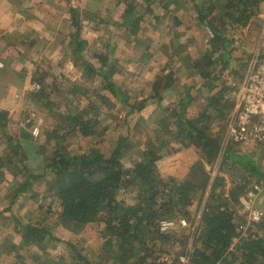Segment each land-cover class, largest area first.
I'll use <instances>...</instances> for the list:
<instances>
[{
  "label": "rangeland",
  "instance_id": "obj_1",
  "mask_svg": "<svg viewBox=\"0 0 264 264\" xmlns=\"http://www.w3.org/2000/svg\"><path fill=\"white\" fill-rule=\"evenodd\" d=\"M215 1L217 0H185L184 4H191L192 7L194 4L196 15L197 5ZM127 5L123 0H111L110 13L102 11L101 18L98 19L102 32L108 30V23L114 21V17L123 22L117 21L121 22L118 25L120 33L117 31V34H121V31L125 33L127 24L130 23V26L132 24V29L136 33L134 39L128 41L121 36L122 46L119 49L123 50L117 55L115 50L111 52L114 43L108 36L104 35L98 42L85 40L88 30H84L82 22H88L90 17L87 11H80L77 15L81 25L78 40L88 44L80 56L75 52L77 40L74 39L78 28L72 24L70 41L61 43L56 51L58 55L42 58L38 64L33 63L36 70L31 84L25 83L27 77H22L19 82V96L16 97V101L20 105L18 104L13 118L8 117L5 127H0V264H78L69 245L76 247L80 253L97 264H110L103 258L102 225L93 223L80 229H73L61 221L60 201L53 187L55 175L46 169V165L48 154L57 145L66 146V150L73 155L83 154L93 147L100 148L103 152H111L117 147L121 137L129 139L122 158L126 168H132L137 162L142 161L144 152L156 150L160 153L159 144L162 142L169 141L171 149L175 150L170 154L162 150L166 156L157 164L161 176L165 179H192L198 186L194 204L189 208L190 217L179 216L175 218L176 220L186 219L189 225L194 227L196 219L206 208L209 199L223 195L234 209L239 234L246 239L264 235V219L258 224L251 223L244 209L247 194L254 191L257 208L264 210L263 154L255 151L241 154L253 159L261 171L258 175L249 174L237 163L226 160L225 152L232 150L230 145L223 147L226 124L233 106L231 95L226 93L223 100V105L231 103L226 121L219 120L218 124L211 125L213 134L220 133L221 128L223 133L221 149L214 161L209 162L197 146H185L183 144L185 137L181 136L179 120L172 119L174 108L189 118L194 116L197 118L206 110L208 98L218 93L220 86L228 83L230 79H240L246 74L253 52L264 42L262 39L264 0L247 27L241 28L232 23L222 25L225 42L214 43L213 38L209 37L208 27L199 23L200 27L196 30H199L200 35L196 39L184 36L175 42L165 43L169 47L164 51L162 58L155 56L154 51L158 46L156 42L149 40L151 37L148 36V40L144 38L145 29L143 31L137 19L144 16L142 14L145 13L144 6L142 4L140 5L142 7L138 6L136 14L129 16V22L125 23ZM220 12L222 13L221 9ZM127 32L133 34L129 30ZM180 51L183 56L180 55ZM226 51L230 52L229 55L232 53L231 63L226 68H221L220 60L213 67V72L218 73L222 80L220 78L217 81L216 92L209 93L203 89L204 78L196 69L193 71L192 65L196 61L205 62L203 59L208 53L213 54L216 59H221ZM97 54H107V66L113 72V79L120 82L126 88L125 92L133 97L130 104L112 102V105L116 106L114 108L106 105L101 97L108 93L99 91L100 82L97 78L85 74L83 61L93 63L96 68L101 67L95 57ZM153 67L157 68L155 76L150 74L153 69L149 68ZM171 74L174 84L162 90L163 103H149L145 110L131 114L130 105L137 107L146 99L157 77L163 79L164 84L167 78H171ZM153 77L154 79L148 82ZM44 89L46 93L41 95ZM86 108L89 111L94 108L91 115L98 118L100 125L97 134L84 138L79 133H68L70 124L65 122V117L68 114L78 115ZM0 113L6 112L0 110ZM217 117L219 116L214 118ZM39 119L43 120L41 135L35 138L33 130L37 127ZM55 129H58L59 140L49 137ZM19 131L26 135L24 145L31 154L25 152L20 145L19 137L16 135ZM97 143L102 144L99 146ZM14 150L18 157L15 156ZM136 194L133 188L122 189L118 198L126 205H134ZM33 225L48 228L58 241L47 238L42 245L30 243L25 239L23 231L25 227ZM175 231L171 238L168 237L171 240L162 245L164 254L160 261L167 264H184L181 257L188 251L191 252L199 231L192 232L179 226ZM233 248L230 251L234 252L236 257L231 259L229 264H239L242 254L235 246ZM185 264H191V257ZM254 264H264V258H258Z\"/></svg>",
  "mask_w": 264,
  "mask_h": 264
},
{
  "label": "trees",
  "instance_id": "obj_2",
  "mask_svg": "<svg viewBox=\"0 0 264 264\" xmlns=\"http://www.w3.org/2000/svg\"><path fill=\"white\" fill-rule=\"evenodd\" d=\"M123 2L128 4L126 17L124 16L127 23L128 17L136 14L138 5L135 0H123ZM261 3L262 0H217L209 4L197 5V13L199 21L213 32L214 43L225 42L222 25L232 23L241 28L247 27L254 19ZM220 9L222 13H219ZM71 12L72 24L78 28L74 37L75 41L77 40L75 52L80 56L83 48L88 44L79 41L81 25L77 20L78 13L74 9ZM132 28V24L130 26L128 23L126 30L136 34ZM229 53L226 51L221 59H216L213 54L208 53L203 59L205 62L194 61L193 71L195 72L196 69L202 75L205 82L203 89L209 93H215L217 81L220 78L222 80L218 73L213 72V67L221 60V68H226L232 59V53L230 55ZM95 57L101 67L96 68L93 63L87 61H83L82 67L87 76L99 80V91L108 93L101 97L106 105L114 108L116 106H113L112 102L130 104L133 97L125 92L126 88L120 82L113 79V72L107 66V54H97ZM172 76L171 74V78H167L164 84L163 79L157 77L146 99L137 107L130 105L131 114L145 110L149 103L162 104L164 101L162 90L174 84ZM220 88L218 93L208 98L206 110L197 118L195 116L189 118L176 108L172 109L174 114L172 119L179 120L182 128L181 136L185 137L183 144L200 148L202 155L204 154L209 162L218 157L223 138L222 128L220 133L213 134L211 125L218 124L219 120L225 122L231 106L230 102L223 105L224 96L226 93L230 94L229 87L225 83ZM45 93L44 89L41 95ZM86 109L78 115L68 114L65 117V122L70 124L68 133H79L84 138L94 137L97 134L100 125L98 118L91 115L94 108H91V111ZM214 114L219 117L214 118L216 117ZM7 119V113H0L1 127H5ZM224 125L225 123L223 127ZM49 137L59 140L58 129H55ZM128 143L127 137H121L117 147L111 152H103L100 148L93 147L83 154L73 155L66 150V146L58 145L50 151L46 169L55 175L53 185L55 190H53L57 191L56 195L60 201V219L73 229H80L93 223L102 225L103 258L110 264H132V262L167 264L160 261L164 254L162 245L169 242L171 239L168 237L171 238L176 231L162 232L161 223L179 216L190 217L189 208L194 204L198 186L192 179H165L161 176L157 164L166 156L162 150L167 151L166 154L175 151L171 149L169 141L159 144L160 153L156 150L144 152L143 160L132 168H126L122 162ZM101 144L97 143L99 146ZM14 154L18 157L15 150ZM225 154L227 161L237 163L249 174H261L250 156L240 155L231 149ZM129 188H133L137 193L134 205H126L118 198L120 190ZM200 221L199 235L193 243L191 264H229L230 260L236 257L235 253L230 251L233 246L242 254L239 264H254L258 258H264V235H259L255 239H246L239 234L234 209L223 195L209 199ZM23 232L25 239L32 244L42 245L47 238L58 241L48 228H41L38 225L27 226ZM69 246L78 264H97L80 253L76 247Z\"/></svg>",
  "mask_w": 264,
  "mask_h": 264
},
{
  "label": "crops",
  "instance_id": "obj_3",
  "mask_svg": "<svg viewBox=\"0 0 264 264\" xmlns=\"http://www.w3.org/2000/svg\"><path fill=\"white\" fill-rule=\"evenodd\" d=\"M135 2L139 8L142 7L141 4L144 6L145 13H142L143 17H139L141 18L139 23L143 31L145 29L144 38L148 40L149 36L152 38L150 41L156 42L158 47L154 52L158 58L164 57V51L169 47L166 44L184 36L196 39L200 35L196 29L200 27L201 22L198 13L195 15L194 4L193 7L191 4H184L185 0H135ZM111 7V0H0V110H4L9 119L13 118L20 105L16 97L19 96L18 85L21 78L27 77L25 83L31 84L36 70L33 63L38 64L42 58L58 55L56 51L61 43L70 41L73 28L72 9L77 10L78 14L80 11L88 12L90 20L82 22L84 30H88L85 40L98 42L104 35L108 36L114 43L111 52L115 50V55L123 50L119 49L122 46L121 36L128 41L134 39L135 34L127 32L126 29L123 30L125 33L121 31V34H117L120 31L118 25L122 21L115 17L114 21L108 23L109 28L105 30L106 32L100 30L101 22L98 20L101 18L100 12L110 13ZM119 20L121 22H117ZM156 63L159 65V62ZM149 69H153L150 74L155 76L157 68ZM153 79L154 77L148 82ZM21 132H17L16 135L26 152L24 145L26 135ZM27 152L31 154V151Z\"/></svg>",
  "mask_w": 264,
  "mask_h": 264
},
{
  "label": "built area",
  "instance_id": "obj_4",
  "mask_svg": "<svg viewBox=\"0 0 264 264\" xmlns=\"http://www.w3.org/2000/svg\"><path fill=\"white\" fill-rule=\"evenodd\" d=\"M262 12L264 21V7H262ZM208 34L210 39L214 37L209 28ZM262 39L264 41V35H262ZM226 85L229 87L233 106L226 124L223 147L226 148L230 145L232 150L240 155L242 153L250 154L253 151L261 153L264 163V42L253 52L246 74L240 79H230ZM38 89H40L39 85ZM42 123V119L37 121V127L33 130L35 138L41 135ZM246 199L244 209L249 221L255 224L261 223L264 219V210L256 206V193L250 191ZM200 218L201 214L196 219L194 227H191L186 219L164 220L161 223V230L162 232H171L179 226V228H188L192 232H197ZM192 253L193 249L191 252L185 253V256L181 257V261L184 264L189 262Z\"/></svg>",
  "mask_w": 264,
  "mask_h": 264
}]
</instances>
